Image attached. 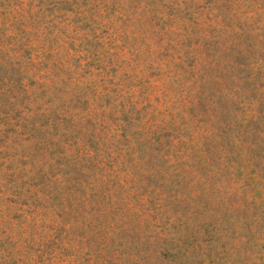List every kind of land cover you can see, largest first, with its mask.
<instances>
[{"label":"rangeland","instance_id":"1","mask_svg":"<svg viewBox=\"0 0 264 264\" xmlns=\"http://www.w3.org/2000/svg\"><path fill=\"white\" fill-rule=\"evenodd\" d=\"M0 264H264V0H0Z\"/></svg>","mask_w":264,"mask_h":264}]
</instances>
